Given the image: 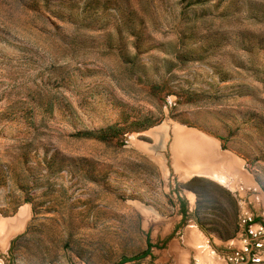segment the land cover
Segmentation results:
<instances>
[{
    "label": "rangeland",
    "instance_id": "rangeland-1",
    "mask_svg": "<svg viewBox=\"0 0 264 264\" xmlns=\"http://www.w3.org/2000/svg\"><path fill=\"white\" fill-rule=\"evenodd\" d=\"M22 209L0 264H264V0H0V221Z\"/></svg>",
    "mask_w": 264,
    "mask_h": 264
},
{
    "label": "bare ground",
    "instance_id": "bare-ground-1",
    "mask_svg": "<svg viewBox=\"0 0 264 264\" xmlns=\"http://www.w3.org/2000/svg\"><path fill=\"white\" fill-rule=\"evenodd\" d=\"M191 140L194 141L193 142L194 147H192L190 149L189 147L187 148L186 144H187V142H190ZM201 141H202L201 138H198L197 136L191 135V136L187 137L186 139H184V142L181 141V145L178 143L177 151H180L181 152L180 154L183 156V157H181V160H183V162H185V163H190L193 165V167H186L185 173H194V172H197L198 170L202 171L206 174L209 173L208 169L206 167L207 163H209L208 159L205 156H202L201 152H203V151H206L208 153L211 152V155H213L214 151H215L214 150L215 146L209 145L208 148L204 147V145ZM219 157L220 156L217 155L216 158L219 159ZM177 162H179V161H177ZM230 165H233V164L230 162ZM213 177L218 179L220 182H224V183L231 182V181H229V178L223 177V175L218 176L215 174V175H213ZM27 216H28V212H26L25 209H22V211L19 213V215L16 217L15 220H13V221H8V220L0 221V246H2V244L5 245V241H6L7 237H9L8 235H10V233L16 234L17 231L22 229V227H23L22 222L26 220ZM200 258H202V261H201L202 264L205 263V261H207L204 258V256L200 257Z\"/></svg>",
    "mask_w": 264,
    "mask_h": 264
},
{
    "label": "trees",
    "instance_id": "trees-1",
    "mask_svg": "<svg viewBox=\"0 0 264 264\" xmlns=\"http://www.w3.org/2000/svg\"><path fill=\"white\" fill-rule=\"evenodd\" d=\"M109 130L111 131V130H114V129H113V128H110ZM151 247H152V246L149 244L147 250L144 251L143 254L140 255V256H134V257H131V258H123V260L121 261L120 264H124V263H126V262H128V261H132V260L140 259V258H142V257H145V256L149 255V254H150V251H151Z\"/></svg>",
    "mask_w": 264,
    "mask_h": 264
},
{
    "label": "water",
    "instance_id": "water-1",
    "mask_svg": "<svg viewBox=\"0 0 264 264\" xmlns=\"http://www.w3.org/2000/svg\"><path fill=\"white\" fill-rule=\"evenodd\" d=\"M12 235H14V233H12Z\"/></svg>",
    "mask_w": 264,
    "mask_h": 264
}]
</instances>
